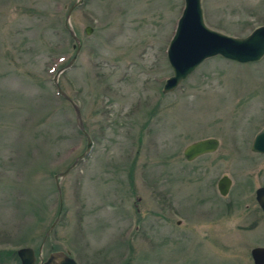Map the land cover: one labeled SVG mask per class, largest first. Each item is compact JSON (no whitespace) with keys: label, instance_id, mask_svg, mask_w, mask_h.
Here are the masks:
<instances>
[{"label":"rangeland","instance_id":"1","mask_svg":"<svg viewBox=\"0 0 264 264\" xmlns=\"http://www.w3.org/2000/svg\"><path fill=\"white\" fill-rule=\"evenodd\" d=\"M78 1L0 0V264H21L22 248L37 263L68 253L78 264H254L252 249L264 247V156L251 151L264 129V59H210L165 95L185 0H84L70 18L81 50L64 70L77 52L66 22ZM202 7L224 35L264 26V0ZM209 138L217 152L185 159ZM225 175L233 187L222 196Z\"/></svg>","mask_w":264,"mask_h":264},{"label":"water","instance_id":"2","mask_svg":"<svg viewBox=\"0 0 264 264\" xmlns=\"http://www.w3.org/2000/svg\"><path fill=\"white\" fill-rule=\"evenodd\" d=\"M83 3L84 0H79L69 9L67 14L66 25L70 28L72 37L76 41L74 48L77 49V52L71 63L64 70L70 69L74 65L81 50L80 42L71 28L70 18L75 9L83 5ZM92 33L93 28L87 27L86 34L91 35ZM219 56L239 64L259 62L264 57V26L258 27L244 38L230 37L214 31L206 25L202 0H185L183 15L179 20L176 34L168 49V61L174 75L166 81L163 93L169 94L174 92L206 60ZM55 83H58V75L55 78ZM58 91L60 95H63L74 105L78 120L80 121L81 130L87 135L81 120L80 109L71 99L64 95L59 86ZM88 139L87 152L89 153L94 143L90 138ZM218 146L219 142L217 139L201 140L188 146L184 151V156L187 161L192 162L203 155L216 152ZM252 151L264 154V129L256 136ZM86 155L88 154L82 155L80 159H83ZM74 166L75 165H73V167ZM67 172L65 174H67ZM62 176H64V174H62ZM57 180L59 179L57 178ZM231 184L232 182L228 177L220 181L219 191L222 196H227L229 194ZM58 189L61 194L59 182ZM256 200L259 207L264 212V187L257 189ZM62 208L63 204L61 202V209L57 220L60 218ZM54 226L55 224L52 227L54 228ZM17 254L22 264H37V257L34 249L23 248L20 249ZM251 256L254 264H264V247L252 249ZM39 264L78 263L67 254L54 253L47 261L41 260Z\"/></svg>","mask_w":264,"mask_h":264},{"label":"flooded vegetation","instance_id":"3","mask_svg":"<svg viewBox=\"0 0 264 264\" xmlns=\"http://www.w3.org/2000/svg\"><path fill=\"white\" fill-rule=\"evenodd\" d=\"M209 139H216V138H209ZM218 140V139H217ZM218 142H219V146H218V149H217V151L219 150V148H220V141L218 140ZM253 142H254V140H253ZM252 146H253V143H252ZM216 151V152H217ZM251 151H252V147H251ZM253 152V151H252ZM215 153V152H214ZM214 153H210V154H214ZM253 153H255V152H253ZM255 154H257V155H261V156H264L263 154H260V153H255ZM208 155V154H207ZM203 156H205V155H203ZM203 156H201V157H203ZM200 158V157H199ZM225 177H228L227 175H225V176H223L221 179H219V181L217 182V188H218V190H219V184H220V181L223 179V178H225ZM230 180H231V182H232V184H231V188H230V191H231V189H232V187H233V180L230 178V177H228ZM137 229H140L139 227H137Z\"/></svg>","mask_w":264,"mask_h":264},{"label":"trees","instance_id":"4","mask_svg":"<svg viewBox=\"0 0 264 264\" xmlns=\"http://www.w3.org/2000/svg\"><path fill=\"white\" fill-rule=\"evenodd\" d=\"M61 99H63V97H61ZM0 259L3 260L2 256H0Z\"/></svg>","mask_w":264,"mask_h":264}]
</instances>
